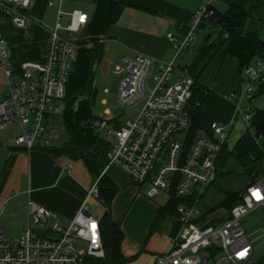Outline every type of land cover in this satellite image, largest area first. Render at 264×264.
Masks as SVG:
<instances>
[{
  "label": "built area",
  "instance_id": "2783aa9c",
  "mask_svg": "<svg viewBox=\"0 0 264 264\" xmlns=\"http://www.w3.org/2000/svg\"><path fill=\"white\" fill-rule=\"evenodd\" d=\"M214 1L202 0L183 38L167 33L176 57L189 47L201 21L211 19ZM62 13L58 10L54 28L48 30L42 57L15 62L6 27L28 36L34 25L41 24L30 13V0H0V69L8 89L0 101V128L17 119L21 134L15 144L27 149L50 145L53 134L48 130V120L52 115H62L65 108L66 83L79 44L64 37L62 31L78 32L89 19L87 13L73 10L63 26ZM122 66L127 73L119 85L117 101L131 103L142 96L145 101L135 118L118 126L104 118L94 121L112 137L102 173L110 166L119 168L135 184H146L149 198L160 192L169 194L175 184L177 196L184 199L177 207L179 232L169 249L157 255L155 264H255L258 251L243 219L252 210H264V174H254L230 208L222 206L212 211V216L203 213L197 202L217 184V160L227 143L230 125L209 120L190 140L194 78L188 71L178 69L174 60L155 61L137 51L122 55L116 71ZM241 78V91L225 93L224 98L235 102L236 114L250 127L254 108L242 106L240 101L253 102L264 86V56L244 67ZM150 79L153 87L148 85ZM98 180L88 190L89 197L98 199ZM104 256L99 220L87 201L69 222L29 201L27 225L18 238H5L0 229V264H92L91 258Z\"/></svg>",
  "mask_w": 264,
  "mask_h": 264
},
{
  "label": "crops",
  "instance_id": "0c3cea01",
  "mask_svg": "<svg viewBox=\"0 0 264 264\" xmlns=\"http://www.w3.org/2000/svg\"><path fill=\"white\" fill-rule=\"evenodd\" d=\"M49 1L52 4H49ZM94 1L30 0V13L39 22L44 10L49 6V11L56 22L58 10H61L63 13L60 22L66 26L69 21L68 14L73 10L87 13L90 19L95 8ZM124 1L126 4L119 17L109 26L106 35L102 38L103 52L106 55L103 59V67L108 61L107 71L111 67L116 71L115 66L118 59L133 51L147 55L155 61L174 60L178 69L193 60L196 55L185 64H177L182 53L176 57V52L166 35L171 32L176 38H183L188 33L193 14L202 0ZM255 1L257 0H215L214 6L219 11H225L230 5H248ZM84 27H82L81 34ZM245 29L264 41V2L250 10ZM196 36L200 38L196 46L198 47L203 39L204 31L199 30L196 32L195 38ZM76 39H81V37ZM173 78L174 80L177 78V73ZM198 81L202 87L208 90L201 106L200 124L205 125L209 120L229 124L230 133L225 149L234 153L226 159L221 168L217 184L208 189H212L213 192L221 190V200L213 205L215 202L209 203L207 199H204L205 194L197 202V206L203 213L212 216L211 213L215 209L226 207V205L220 204L225 197V191L239 192L245 188L254 174L255 176L264 174V151L262 150L263 154L260 156L257 153H250L244 146L239 145L240 140H235L232 145L235 125L238 120L240 122L242 120L236 114L235 102L224 98V94L229 92L238 94L242 89V78L241 75H237L235 59L231 55H227L221 62L210 61ZM119 85L120 83H117L115 88H104V92L109 97L102 98L101 102L105 104L114 100L115 97L117 98ZM7 90L5 77L0 69V101L7 95ZM263 93L264 90L260 94ZM244 101H240V105ZM104 113L111 115L112 111L106 107ZM118 121L122 123V121ZM113 123L115 124L114 121ZM248 129L251 128L248 127ZM20 134L21 127L17 119L11 127L7 125L0 128V229L4 236L9 234L12 229H18V236L23 231L28 221L29 201L50 209L66 222L71 221L76 216L82 202L87 201L88 203L90 200L88 190L94 182V177L81 160H73L66 155L54 157L41 145H35L31 149L16 145L15 139ZM255 140L257 141L256 136ZM244 153H248L252 159H262V170L258 171L254 162L243 165L237 157ZM231 157L234 161L236 160V165L242 170L235 172L239 178L238 185H235L238 182L231 181L230 176H225L228 172H232L229 162ZM236 165H232V167L236 168ZM105 173L118 187L111 202L110 214L112 219L120 222L124 232L121 251L129 259L127 264H155L157 255L169 249L171 240L179 232V214L156 225L151 233L156 232L164 225L166 229L153 240L146 243L144 233L150 230L157 208L164 206L170 195L160 192L154 198L146 196L149 198L147 199L143 196L144 193L142 194L139 190L143 186L147 190L146 184H135L115 166L108 167ZM181 204L183 202L179 203L177 207ZM140 206L143 208L141 213L138 208ZM133 217L141 219L139 225L132 226Z\"/></svg>",
  "mask_w": 264,
  "mask_h": 264
},
{
  "label": "trees",
  "instance_id": "16d2710c",
  "mask_svg": "<svg viewBox=\"0 0 264 264\" xmlns=\"http://www.w3.org/2000/svg\"><path fill=\"white\" fill-rule=\"evenodd\" d=\"M264 0H257L248 5H230L225 11H219L213 6L214 14L209 21L202 20L197 32L204 31V36L197 48L196 56L189 63L181 67L186 69L194 78L193 85V118L190 127V140L201 127V106L208 90L199 84V76L212 61H223L231 55L237 63V75H241L244 67L255 59L264 56V41L245 29L250 10L258 7ZM95 8L88 19L81 34L83 43L78 45L77 57L72 63L65 89L62 120L69 135V140L59 146H44L52 156L66 155L73 160H81L88 172L99 177L98 200L104 205L103 216L99 219L101 240L105 251L103 258H91L92 264H127L129 259L122 253L121 244L124 232L120 222L112 219L110 206L118 187L102 173L108 162L110 141L103 139L94 121L97 118L90 108V95L94 80V68L103 55L102 38L107 30L119 17L126 4L124 0H95ZM5 36L9 41L12 59L15 62L22 60L40 59L47 48L49 32L42 25H34L28 36L22 31L7 26ZM264 86L260 89L263 92ZM115 126L120 125L117 118L108 120ZM250 128L256 136L257 143L264 151V109L255 108L250 119ZM191 142V141H190ZM233 152L223 147L218 160V175L221 174L226 159ZM243 164L254 162L257 170H262V159H252L248 153L237 157ZM168 202L159 206L150 227V233L156 225L165 219L177 216V205L184 199L176 194V185L173 184ZM238 192L225 191V197L220 204L231 206L237 199ZM191 204L190 201H185ZM255 264H264V252L259 255Z\"/></svg>",
  "mask_w": 264,
  "mask_h": 264
},
{
  "label": "rangeland",
  "instance_id": "374dc122",
  "mask_svg": "<svg viewBox=\"0 0 264 264\" xmlns=\"http://www.w3.org/2000/svg\"><path fill=\"white\" fill-rule=\"evenodd\" d=\"M54 21L55 19H53V15L51 11H49V6H47L46 9L44 10L43 16L39 19V22L47 30H52L55 24ZM81 31H82V28L79 30V32L62 31V34L64 37L68 39L75 40L76 38L81 36ZM199 39H200L199 36H196L195 40L192 41L190 47H188L187 50L182 52V55L177 60V64H185L186 62H188L189 59H191L193 56L196 55L197 48H198L196 46L198 45L200 41ZM104 56L106 55H104V52H103L101 60L97 63V65L94 68V80L92 83V91L90 95V108H91L92 114L96 116L97 118H104L106 120L118 118V120L122 122L128 119L135 118L137 114L139 113L141 106L143 105L145 101V96L138 97L134 99L131 103H124V104H120L117 101L116 97L114 100L109 101L108 103L104 104L101 102L102 98L109 97V95L104 92V88H110V89L115 88V85H117V83H121V80L125 77L127 73L125 67L123 66L121 67V71L119 72L114 71L113 67L109 68V70L107 71L108 61L107 63H105L103 67ZM176 73L177 71L173 73V77L175 76ZM148 85L149 87H153L154 82L152 81V79L148 81ZM245 105L252 107V108L264 109V93L255 96L253 99V102L244 101L242 106H245ZM106 107L112 111L111 115H106L104 113V108ZM15 122H16V119H14L11 123L8 124L9 127H11ZM48 130L49 132L53 134V137L49 143L51 146H59L64 141L69 140V135L65 129L61 114L52 115L49 118ZM98 131H99L100 136L103 139L107 141H111L112 139L111 134L108 133L106 129L102 128V129H98ZM235 140H238V141L240 140L241 142L239 143V145L244 146L246 150L250 151V153H257L258 156L263 154V151L260 145L255 140L253 129L252 128L248 129L247 125H245V123L242 121L240 122L239 120L237 124L235 125V131L233 132V141H232L233 143L231 142L232 145H234ZM229 162L232 168V172H228L225 176L226 177L230 176L231 181H234V183L238 182L235 184V185H238L239 178H237V174L235 172H241L242 170L236 165L237 162L236 160L234 161L233 157L229 159ZM232 165L233 166L236 165V168L232 167ZM145 189L146 187L144 186L139 189L142 194L144 193L143 195L144 197H146ZM208 191L209 192L205 193L206 195L204 196V199H207L209 203L215 202L213 205L217 204L222 198L221 197L222 191L215 190V192H213L212 189ZM88 205H89V209L91 210L93 216L99 220L104 214V210H105L104 205L98 199L93 198V197H91L90 200L88 201ZM231 206H227V207L230 208ZM138 208H139V213L143 212L142 206ZM217 209H215L213 212L217 211ZM133 221L134 222H132V226H136L140 224L141 219H138L137 217H133ZM216 222L218 221H214L213 223H216ZM243 223H244V226L247 228V231L250 237L254 240V243L258 251V256L263 254L264 252V210L261 208L252 210L243 219ZM165 229L166 228L164 225V226H161L159 229H157L156 232L154 233H150V230H147L146 233H144V240L146 241V243L149 240H153V238L160 236L159 234H161ZM17 232H18V229H12L9 234L5 235V238L16 239L19 237ZM159 239L161 238L159 237ZM158 242L159 244H161L160 241ZM78 245H80L82 248H85L82 242H78Z\"/></svg>",
  "mask_w": 264,
  "mask_h": 264
},
{
  "label": "water",
  "instance_id": "95a60500",
  "mask_svg": "<svg viewBox=\"0 0 264 264\" xmlns=\"http://www.w3.org/2000/svg\"><path fill=\"white\" fill-rule=\"evenodd\" d=\"M75 41H76L77 44L83 43V40L82 39H76Z\"/></svg>",
  "mask_w": 264,
  "mask_h": 264
},
{
  "label": "snow or ice",
  "instance_id": "6c2138e0",
  "mask_svg": "<svg viewBox=\"0 0 264 264\" xmlns=\"http://www.w3.org/2000/svg\"><path fill=\"white\" fill-rule=\"evenodd\" d=\"M253 194L258 196V193H255V192H254Z\"/></svg>",
  "mask_w": 264,
  "mask_h": 264
}]
</instances>
